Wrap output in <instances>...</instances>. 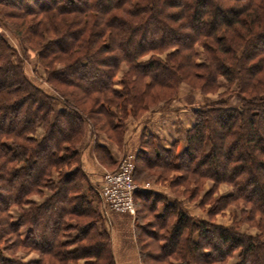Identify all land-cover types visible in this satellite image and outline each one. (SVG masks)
I'll return each mask as SVG.
<instances>
[{
  "label": "trees",
  "instance_id": "trees-1",
  "mask_svg": "<svg viewBox=\"0 0 264 264\" xmlns=\"http://www.w3.org/2000/svg\"><path fill=\"white\" fill-rule=\"evenodd\" d=\"M32 53L52 92L25 74ZM122 64L127 71L116 81ZM220 79L226 90L193 109L180 152L149 136L135 160L143 164L137 170L182 172L174 186H230L211 211L230 206L244 217L213 224L177 199L136 190L135 207L154 219L157 262L264 264V0H0V264H115L79 162L87 130L97 133L94 114L117 129L112 106L136 114L147 98L169 103L174 94L163 91L182 82L206 94L218 92ZM94 148L109 162L105 149ZM242 223L259 234L241 233ZM15 249L38 258L23 262L8 253Z\"/></svg>",
  "mask_w": 264,
  "mask_h": 264
},
{
  "label": "rangeland",
  "instance_id": "rangeland-1",
  "mask_svg": "<svg viewBox=\"0 0 264 264\" xmlns=\"http://www.w3.org/2000/svg\"><path fill=\"white\" fill-rule=\"evenodd\" d=\"M13 23H17V20H12ZM29 20L23 22L24 26L22 33L26 34V28L28 25ZM10 44L13 47H17V42L16 40L9 34H6ZM202 51V49L200 48ZM159 57V56H157ZM149 57H144L142 60L148 59ZM159 58H164V55H160ZM45 70H42L36 63V57L32 53L29 56V60L27 63H25V74L30 77L35 83L39 84L41 87L44 89L49 90V92H52L51 86L47 84L44 81V78L46 77V74H44ZM127 71V66L125 64L121 65L120 71L117 72L115 80L119 81L124 73ZM219 83L221 85L224 84V81L222 79L219 80ZM115 89L120 90L122 89L121 85H116ZM226 90V86H221L218 92L216 93H202L198 89H192L190 88L187 84L185 83H180L177 87L176 90H173L172 92H169L168 90H164L163 92L165 94L171 95V100L169 103H166L163 105L164 101H156L154 102L153 98H147L146 103L143 104L145 107L141 110L138 111L136 114H133L131 111L127 112L125 116L122 115L120 110H118L116 107H111L110 111L115 114V120L119 119L120 120V127L117 129H113L109 126H102L104 123V118L99 116L98 113L94 114L93 116V131L97 132L94 135H101L103 138L106 140L112 142L115 147L121 152V147H122V142H123V137L125 136V131L127 127L132 124L135 120L141 118L142 116L148 114L149 112H152L155 110V108H159L160 110H163L162 112H167L171 111V106L177 105L178 103H189L193 99L195 100L194 105H203V104H210V103H215L218 101L220 98L221 94L224 93ZM79 92V91H78ZM160 92V91H159ZM81 94V92H79ZM164 94V95H165ZM187 94V96H186ZM194 97V98H193ZM162 98H165L164 96ZM228 105L231 107H235L236 103L234 98H231L228 100ZM94 105L92 103H87V105H84V108L87 110H90V107H93ZM196 107V106H195ZM194 107V108H195ZM92 110V109H91ZM93 111V110H92ZM94 113V112H93ZM164 115V114H163ZM92 127V126H91ZM91 132V128L88 129ZM96 130V131H95ZM41 131H38V134ZM156 144V142H153ZM160 143V141H159ZM162 146V144L160 143ZM186 144L184 145V147ZM183 147V148H184ZM171 146L166 147L165 149H170ZM174 149V148H173ZM176 152H180L179 149L177 148ZM135 154L136 152H126L123 153V155L120 157L119 161L115 166H109L108 165V172H114L118 169L119 164L121 161L126 158V157H132V161L134 164V171L137 170V168H142V163L139 161L138 166L135 160ZM146 154V153H145ZM101 156V155H100ZM148 156V154H147ZM98 158V157H97ZM98 161L100 162L99 158ZM101 163V162H100ZM104 165V163H101ZM107 167V166H105ZM67 168H65L66 170ZM182 172L179 171H168V170H163L161 168H151V169H140L137 170L135 173L133 172L132 180L134 185L136 186L135 191L138 189L146 191L148 193H153L156 194L159 197H165L168 202L173 201L174 199H177L180 201L193 215L196 217L202 219V220H207L209 219L210 222L213 224H218L222 226L229 227L231 226L234 222V220L237 218L239 219L240 217H244L241 215L240 210H234L233 207L230 208V206L224 210H219L216 213L211 211L213 204V201H215L218 198L225 197L231 193V187L226 185V184H220L217 185L213 189V183L211 180H202L199 185V188H195L193 184L188 185V186H174L175 183H172L175 179H177ZM142 175V177H141ZM135 176V179H134ZM201 186V187H200ZM195 190V191H194ZM192 191H194L193 196H191ZM209 192V195L206 196V194ZM135 193V192H134ZM48 193L45 192V196ZM44 196V197H45ZM33 198L37 201H41L43 198L40 196H33ZM190 198V199H189ZM37 201V202H38ZM134 201V197H133ZM98 209H99V214H100V207L99 204ZM163 205L159 202L158 203V210L160 211L162 209ZM134 209H135V214L131 216L133 219H135V216L137 217L136 223H137V235H138V240L137 241V246H138V253L140 250L143 251L141 255H139V259L141 264H165L162 262H157L160 258V252L158 251V242L157 240H154L152 237V231L151 229H154L156 227L153 226L154 224V219L152 218L151 212L146 211L144 207H135L134 204ZM211 211V212H210ZM12 214L14 217H17V211L13 210ZM118 215L117 213L112 212L109 216L111 219V223L113 225L114 221V216ZM241 215V216H240ZM125 213L123 214V217H126ZM130 216V215H129ZM239 217V218H238ZM123 219V218H122ZM100 220L101 224L103 227L106 229L111 228L112 226H107L106 223L103 221L101 218L100 214ZM239 231L241 233L249 234V235H256L259 234L258 229L255 226H252L250 224H240L239 225ZM73 235L74 232H71ZM262 240L264 241V234L262 235ZM161 242V241H160ZM6 244L5 242L3 245ZM9 245V244H8ZM8 253H13L15 254L14 256L17 258H20L23 262H29V261H35L38 258V255L34 252H26L22 251L20 249H15L12 252ZM156 260V261H154ZM231 264L234 263V260L230 262ZM76 264H85L83 260H79Z\"/></svg>",
  "mask_w": 264,
  "mask_h": 264
},
{
  "label": "crops",
  "instance_id": "crops-1",
  "mask_svg": "<svg viewBox=\"0 0 264 264\" xmlns=\"http://www.w3.org/2000/svg\"><path fill=\"white\" fill-rule=\"evenodd\" d=\"M194 102L193 99L189 103H178L171 106V111L165 113L160 110V107L155 108L154 111L135 120L125 131L121 152L112 142L101 135H93L87 130L79 147V162L91 188L95 191L100 186L105 173L111 170L108 169V165L115 166L123 153L137 152L149 136L157 137L163 148L176 145L181 151L185 145V132L192 128L195 121L192 111L199 103L192 106ZM95 144L105 149L109 156V162L104 165L98 161ZM133 221L131 216L123 217V214H118L114 216L112 227L107 228L115 264H141L134 238ZM100 225L102 226L99 223L98 226Z\"/></svg>",
  "mask_w": 264,
  "mask_h": 264
},
{
  "label": "built area",
  "instance_id": "built-area-1",
  "mask_svg": "<svg viewBox=\"0 0 264 264\" xmlns=\"http://www.w3.org/2000/svg\"><path fill=\"white\" fill-rule=\"evenodd\" d=\"M133 172L132 157H126L116 171L105 173L102 183L95 190L101 218L107 226L112 225L109 218L112 212L130 216L135 214L133 197L136 186L132 180Z\"/></svg>",
  "mask_w": 264,
  "mask_h": 264
}]
</instances>
